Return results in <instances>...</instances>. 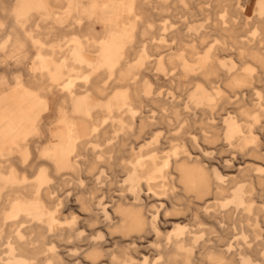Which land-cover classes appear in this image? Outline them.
<instances>
[{
  "label": "bare ground",
  "instance_id": "bare-ground-1",
  "mask_svg": "<svg viewBox=\"0 0 264 264\" xmlns=\"http://www.w3.org/2000/svg\"><path fill=\"white\" fill-rule=\"evenodd\" d=\"M206 1L0 0V264H264V0Z\"/></svg>",
  "mask_w": 264,
  "mask_h": 264
},
{
  "label": "rangeland",
  "instance_id": "rangeland-1",
  "mask_svg": "<svg viewBox=\"0 0 264 264\" xmlns=\"http://www.w3.org/2000/svg\"><path fill=\"white\" fill-rule=\"evenodd\" d=\"M120 1L118 0V6L116 7L117 12L121 14L123 13L121 6H120ZM167 2H171L172 0H164ZM215 0H207L206 2H204L202 4L204 9H212L213 7V3ZM249 1V0H248ZM255 0H250L249 6H248V15H251L254 12V8L255 5L253 4ZM253 2V3H252ZM182 5L187 7V4L182 2ZM99 7V4H98ZM99 9H97L98 12ZM195 11V9H194ZM99 14V13H98ZM121 14H119V16H121ZM68 14H65L64 16H67ZM93 16L96 15H84L81 16L82 18H84L86 20V18H92ZM117 16V15H116ZM67 20V19H66ZM89 20V19H87ZM171 20V18L169 17L167 19V21L169 22ZM67 22V21H65ZM64 22V23H65ZM104 25L106 24V26H108L110 28V30L112 32H110L109 37L105 38L106 41L111 42L112 45V50L115 52L113 57L115 59V61H123L127 54L125 52V48L128 46L129 44V40L130 38L128 37V34L124 32L123 30V26L121 23L117 24V25H113V23L111 21H103ZM213 22V17L207 13V15L205 16V18H203L202 16H198L195 18V20L192 17H189L188 14L180 16L178 19V22L174 23L171 25L170 29H178V28H184L185 32L187 35H193V34H201L204 31L208 30V27L212 24ZM3 26V28H7L8 25L4 22V21H0V27ZM115 27L114 29H112L111 27ZM156 27L153 28V30H155ZM169 31V30H168ZM7 30L1 31L0 30V36L4 33H6ZM108 34V33H107ZM108 36V35H107ZM190 39V41H192V37L188 38ZM157 43L160 42V40L156 41ZM166 44L168 46H170L169 42H166ZM192 44V43H191ZM30 50V57L33 56L32 59H38L40 56L38 55V50L34 47H31L30 44L27 45ZM14 48L16 49L17 53H21V52H25L26 48L21 46V45H14ZM8 44L6 40H3L0 42V56H6L7 55V51H8ZM164 54H161L160 49L159 51H155L154 55H149L148 52L146 50H142L138 53L137 57H136V62H141V63H146L149 60H153L154 61V68H153V72L157 75V78L159 79V82L163 81L165 83L169 82V74L168 70H166L165 66H162L163 63L161 62V59L164 57ZM104 58L103 55H100V53H92L91 54V59L95 61V63L98 64V67L102 68L105 65V62L102 61ZM10 63H14L12 60ZM33 72V71H31ZM20 78V80H25V75L23 74V72H16ZM12 88H16V85H14L10 79V77L8 76V74L6 72H4L3 70L0 69V99L11 93L12 92ZM152 88H155V86H153ZM21 91H34L33 88H31L30 86L24 85L20 88ZM163 91H165L164 96L166 98H168L169 100H172V96L170 94V90L167 87H163L162 88ZM94 98V97H93ZM33 105V106H40L42 107L45 111L49 106L48 102H41L39 99H31L29 100L26 105ZM89 105V104H88ZM88 105H86V109H88ZM103 107V106H102ZM34 120L33 117L31 118V121ZM45 141V139H43ZM221 167L220 166H215V171H221ZM102 172H104V169L102 168ZM150 240H154V238H150ZM149 254H152V250L149 252Z\"/></svg>",
  "mask_w": 264,
  "mask_h": 264
},
{
  "label": "crops",
  "instance_id": "crops-1",
  "mask_svg": "<svg viewBox=\"0 0 264 264\" xmlns=\"http://www.w3.org/2000/svg\"><path fill=\"white\" fill-rule=\"evenodd\" d=\"M12 10H13L12 13L15 14V11H14L15 9L13 8ZM77 13H78L79 16H84V15H90V16H92V15H94V13H87V12L85 11V8H84V7H80V8H78ZM87 19H91V18L89 17V18H86V20H87Z\"/></svg>",
  "mask_w": 264,
  "mask_h": 264
}]
</instances>
